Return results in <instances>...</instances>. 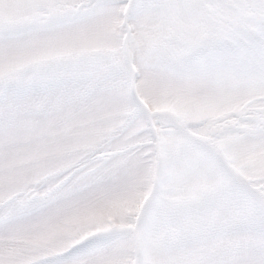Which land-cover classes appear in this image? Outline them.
Segmentation results:
<instances>
[{"label":"snow or ice","instance_id":"obj_1","mask_svg":"<svg viewBox=\"0 0 264 264\" xmlns=\"http://www.w3.org/2000/svg\"><path fill=\"white\" fill-rule=\"evenodd\" d=\"M0 264H264V0H0Z\"/></svg>","mask_w":264,"mask_h":264}]
</instances>
